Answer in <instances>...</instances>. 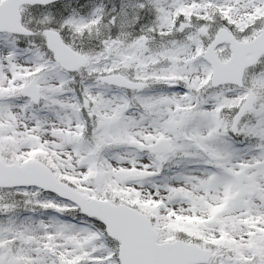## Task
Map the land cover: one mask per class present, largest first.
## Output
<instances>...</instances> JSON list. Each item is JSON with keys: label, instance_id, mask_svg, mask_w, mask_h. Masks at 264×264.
<instances>
[{"label": "snow or ice", "instance_id": "1", "mask_svg": "<svg viewBox=\"0 0 264 264\" xmlns=\"http://www.w3.org/2000/svg\"><path fill=\"white\" fill-rule=\"evenodd\" d=\"M0 264H264V0H0Z\"/></svg>", "mask_w": 264, "mask_h": 264}]
</instances>
